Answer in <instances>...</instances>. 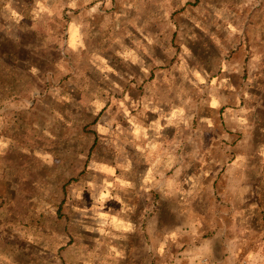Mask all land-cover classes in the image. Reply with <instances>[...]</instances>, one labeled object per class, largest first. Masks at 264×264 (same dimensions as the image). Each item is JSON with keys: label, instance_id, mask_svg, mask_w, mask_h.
<instances>
[{"label": "rangeland", "instance_id": "1", "mask_svg": "<svg viewBox=\"0 0 264 264\" xmlns=\"http://www.w3.org/2000/svg\"><path fill=\"white\" fill-rule=\"evenodd\" d=\"M126 219L264 264V0H0V264H112Z\"/></svg>", "mask_w": 264, "mask_h": 264}, {"label": "crops", "instance_id": "2", "mask_svg": "<svg viewBox=\"0 0 264 264\" xmlns=\"http://www.w3.org/2000/svg\"><path fill=\"white\" fill-rule=\"evenodd\" d=\"M83 27V26H82ZM84 28L80 30L81 40L86 41L83 35ZM72 41V40H71ZM69 49L86 51V45H78ZM144 222L136 221L135 219L119 220L114 222L112 231L108 230L106 235H102V239L106 242L101 245V249H106V253L102 255L111 256L112 264H136L135 255L140 251V245L137 239L140 235L145 239L141 250L147 251L148 258L143 264H151L152 251H156L160 256V264H193L202 258L209 259L212 264H233L231 258L238 255L244 248L245 241L241 239L237 232L236 223H231L233 227L229 231H233L235 239L223 240L222 235L228 234V229H219L212 237L200 238V230L194 227L191 232L194 234L184 233L182 229L167 233H160L152 236L150 229L143 232ZM223 225L222 222H217V225ZM210 230V229H209ZM141 231V232H140ZM198 236H197V235ZM238 235V237H237ZM157 241L156 244H153ZM198 237V238H197ZM231 241V242H230ZM230 253V254H229ZM227 256V257H226ZM126 257V258H124ZM104 264V263H101Z\"/></svg>", "mask_w": 264, "mask_h": 264}, {"label": "built area", "instance_id": "3", "mask_svg": "<svg viewBox=\"0 0 264 264\" xmlns=\"http://www.w3.org/2000/svg\"><path fill=\"white\" fill-rule=\"evenodd\" d=\"M193 264H212V262L209 259H207V258H202L200 260H197Z\"/></svg>", "mask_w": 264, "mask_h": 264}]
</instances>
